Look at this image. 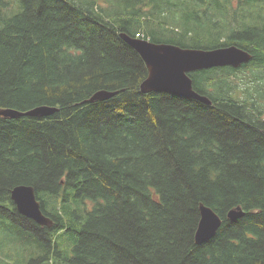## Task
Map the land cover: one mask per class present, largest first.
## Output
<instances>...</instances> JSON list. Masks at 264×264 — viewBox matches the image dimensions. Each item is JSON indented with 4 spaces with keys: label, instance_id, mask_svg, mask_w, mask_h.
Listing matches in <instances>:
<instances>
[{
    "label": "trees",
    "instance_id": "trees-1",
    "mask_svg": "<svg viewBox=\"0 0 264 264\" xmlns=\"http://www.w3.org/2000/svg\"><path fill=\"white\" fill-rule=\"evenodd\" d=\"M121 33L252 57L189 73L211 104L143 93ZM39 105L0 116V264H264V0H0V109ZM200 204L221 224L197 244Z\"/></svg>",
    "mask_w": 264,
    "mask_h": 264
},
{
    "label": "water",
    "instance_id": "water-1",
    "mask_svg": "<svg viewBox=\"0 0 264 264\" xmlns=\"http://www.w3.org/2000/svg\"><path fill=\"white\" fill-rule=\"evenodd\" d=\"M120 35L141 56L147 67V75L139 84L141 92L167 91L205 104H211V100L193 89L189 73L216 66L228 65L236 68L252 57L248 51L234 44L215 49L184 48L171 43H156L132 37L125 33ZM114 93L115 91L105 89L97 90L89 100H104ZM57 109V106L49 105H39L25 111L4 108L0 109V116L11 118L22 115L47 116ZM10 197L19 213L32 218L39 225H51L52 220L42 213L32 186L16 185L10 190ZM199 212L200 218L194 234V241L197 244L212 238L221 224L220 217L210 207L200 204ZM242 214L241 210L231 209L227 217L234 220Z\"/></svg>",
    "mask_w": 264,
    "mask_h": 264
},
{
    "label": "rangeland",
    "instance_id": "rangeland-1",
    "mask_svg": "<svg viewBox=\"0 0 264 264\" xmlns=\"http://www.w3.org/2000/svg\"><path fill=\"white\" fill-rule=\"evenodd\" d=\"M244 72H238L239 76H242Z\"/></svg>",
    "mask_w": 264,
    "mask_h": 264
}]
</instances>
